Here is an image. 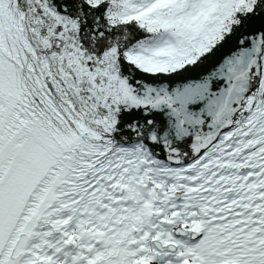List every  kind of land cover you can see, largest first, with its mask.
<instances>
[{
	"label": "snow or ice",
	"instance_id": "snow-or-ice-1",
	"mask_svg": "<svg viewBox=\"0 0 264 264\" xmlns=\"http://www.w3.org/2000/svg\"><path fill=\"white\" fill-rule=\"evenodd\" d=\"M0 264H264V0H0Z\"/></svg>",
	"mask_w": 264,
	"mask_h": 264
}]
</instances>
